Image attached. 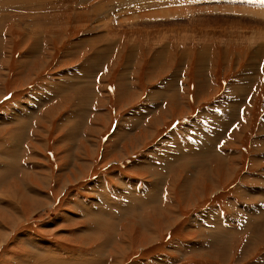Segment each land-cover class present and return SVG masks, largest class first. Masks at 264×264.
Returning <instances> with one entry per match:
<instances>
[{
	"label": "rangeland",
	"instance_id": "obj_1",
	"mask_svg": "<svg viewBox=\"0 0 264 264\" xmlns=\"http://www.w3.org/2000/svg\"><path fill=\"white\" fill-rule=\"evenodd\" d=\"M0 233V264H264V0H0Z\"/></svg>",
	"mask_w": 264,
	"mask_h": 264
},
{
	"label": "bare ground",
	"instance_id": "obj_2",
	"mask_svg": "<svg viewBox=\"0 0 264 264\" xmlns=\"http://www.w3.org/2000/svg\"><path fill=\"white\" fill-rule=\"evenodd\" d=\"M22 8V7H21ZM98 11V10H97ZM99 12V11H98ZM170 17V16H169ZM37 35V34H36ZM14 152V151H13ZM14 157V156H13ZM220 158V157H219ZM11 167V166H10ZM15 168V167H14ZM11 169V168H10ZM13 170V169H12ZM17 195V194H16ZM13 196H15L14 194H13ZM85 209V208H84ZM86 212V211H85ZM12 213V212H11ZM135 214V213H134ZM100 216V215H99ZM13 217V215H11V218ZM97 218V217H96ZM11 220V219H10ZM150 226V225H149ZM149 231V230H148ZM1 234V233H0ZM5 234V233H4ZM151 240V239H150ZM41 264V263H40ZM77 264V263H76ZM116 264H118V263H116Z\"/></svg>",
	"mask_w": 264,
	"mask_h": 264
},
{
	"label": "crops",
	"instance_id": "obj_3",
	"mask_svg": "<svg viewBox=\"0 0 264 264\" xmlns=\"http://www.w3.org/2000/svg\"><path fill=\"white\" fill-rule=\"evenodd\" d=\"M84 235H82L81 237H83ZM83 238H85V237H83Z\"/></svg>",
	"mask_w": 264,
	"mask_h": 264
}]
</instances>
